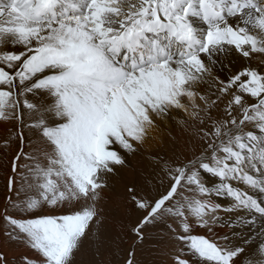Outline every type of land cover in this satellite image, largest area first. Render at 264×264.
Masks as SVG:
<instances>
[{
    "label": "snow or ice",
    "instance_id": "1",
    "mask_svg": "<svg viewBox=\"0 0 264 264\" xmlns=\"http://www.w3.org/2000/svg\"><path fill=\"white\" fill-rule=\"evenodd\" d=\"M177 116L199 151L149 156L127 186L133 245L167 237L166 264H264V0H0V120L37 134L27 151L14 137L0 213L41 258L24 264H74L126 156Z\"/></svg>",
    "mask_w": 264,
    "mask_h": 264
},
{
    "label": "rangeland",
    "instance_id": "2",
    "mask_svg": "<svg viewBox=\"0 0 264 264\" xmlns=\"http://www.w3.org/2000/svg\"><path fill=\"white\" fill-rule=\"evenodd\" d=\"M30 118L25 114V123ZM3 121V120H0ZM7 126L0 130V213L4 210L7 192V177L10 174V161L16 155L20 148V141L14 137L19 132H23L25 136V150H29L28 140L36 139L37 134L34 130L27 127H21L16 120L6 121ZM247 130V129H246ZM167 133V146L170 147L168 154H160L162 147L155 148L153 152H145L140 150L136 154H131L126 157V167L120 168L121 176L118 180L109 183V186L104 189L102 199L99 201L98 207L102 213V223L97 229L93 224L92 231L88 234V238L75 254L74 264H122L126 251L130 245H133V239L129 232L128 226L136 219L138 213L133 209L130 203H126L128 199L127 186L132 183H138L141 179V173L144 172L151 164L149 156L163 155L172 157L173 152L178 153L181 158L193 155V144H195L196 152L200 148L199 141H191L189 133L181 127L169 130ZM180 133V134H179ZM13 137L9 146H4L5 141ZM164 141V142H165ZM171 144H170V143ZM36 145H31L35 147ZM165 146V144H164ZM135 155V158L132 157ZM27 161H21L23 164ZM23 171V168H21ZM17 186H19L20 176H16ZM15 199V197H13ZM67 209H48L45 208L36 213V215H60L66 214ZM9 214L18 216L19 213L15 209L10 208ZM6 224L0 219V232L2 234L3 243L0 253L7 256L9 253H14L18 249H26L29 247L22 243L10 241L4 235ZM206 231V230H204ZM223 244V241H219ZM13 245V246H12ZM170 242L167 237L158 241V247L152 243L146 242L143 245H133L135 247V260L137 264H166L169 260L167 254ZM159 249H165L162 253ZM34 251V250H33ZM37 254V253H36ZM38 255V254H37ZM14 257H19L13 255Z\"/></svg>",
    "mask_w": 264,
    "mask_h": 264
},
{
    "label": "bare ground",
    "instance_id": "3",
    "mask_svg": "<svg viewBox=\"0 0 264 264\" xmlns=\"http://www.w3.org/2000/svg\"><path fill=\"white\" fill-rule=\"evenodd\" d=\"M222 78H223V76H222ZM180 118H181L180 116H177L173 120L167 121L163 125H161L160 132H158L156 134V136H157L156 142H153L151 147H149V145H145V147L143 149H141V151L144 150L145 152H153L155 148L162 147L163 149L160 152V154L162 152H163L162 154H165V155L168 154L170 152V151H168L170 147H166L167 146V141H165L167 139L166 138L167 137L166 129L169 128V130H170V128L174 129V128L180 127L176 123V121L179 120ZM6 124H7L6 121H4V120L0 121V130L5 128L7 126ZM164 144H165V146H164ZM129 155L131 156V154H128L126 157L129 158L128 157ZM132 157L135 158V155H132ZM121 173H122L121 170L118 169L117 174L114 175L110 179L109 183H112L115 180H118V178L121 176ZM256 195L259 196L258 193ZM218 199H222V198H218ZM197 231H199L200 234L204 233V230H197ZM215 231L218 232L220 235L228 234L231 237V234L229 233V230L226 229V228L225 229H215ZM243 236H247V232L243 233ZM243 236L231 237L232 240H233V243L242 242ZM258 239H260L259 234L258 233H254L252 235L251 239L249 240V244H252L253 242L257 241ZM2 243H3V238H2V234L0 232V249L1 250H2ZM13 255H16V256H19V257H14ZM26 256L29 257L32 260L37 261V262L41 259L39 257V255H37L36 252L33 251L30 248L29 249L28 248H26V249L21 248V249L16 250L14 253H9L6 256V259H7L8 264H24V259L23 258L26 257ZM191 260H192L193 264H199L198 258L191 257ZM241 264H247V261H246V259L244 257L241 258Z\"/></svg>",
    "mask_w": 264,
    "mask_h": 264
}]
</instances>
